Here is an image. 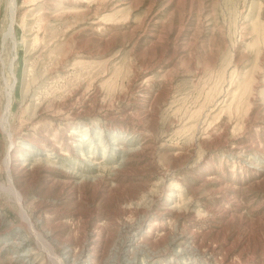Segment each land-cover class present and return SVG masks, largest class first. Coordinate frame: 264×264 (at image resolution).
Returning a JSON list of instances; mask_svg holds the SVG:
<instances>
[{"label":"rangeland","instance_id":"rangeland-1","mask_svg":"<svg viewBox=\"0 0 264 264\" xmlns=\"http://www.w3.org/2000/svg\"><path fill=\"white\" fill-rule=\"evenodd\" d=\"M9 1L0 264H264V0Z\"/></svg>","mask_w":264,"mask_h":264},{"label":"bare ground","instance_id":"bare-ground-1","mask_svg":"<svg viewBox=\"0 0 264 264\" xmlns=\"http://www.w3.org/2000/svg\"><path fill=\"white\" fill-rule=\"evenodd\" d=\"M16 1L17 0H10L9 1V4H8V9H9V16H8L9 27H8L6 33H4V36H3L4 40L11 39L13 42H15L14 41V37H13V26H14L15 16H16V13H17ZM15 78H16V75H15ZM14 84H15V82H10V83L7 84V87H6V90H5V97H7V104H6L5 108H4V111H3L4 113H3L2 117L0 118L1 129L6 134V136L8 138V141H10L11 145H13V142H15V141H13L14 140L13 134L10 132V126H9L8 119H9V114L11 113V104H12V98H13L12 95H13V91L15 89V85ZM72 133L74 134V132H72ZM54 146H53V148H58L57 145L55 147ZM58 150H60V149L58 148ZM10 152H11V150H10V148H8L7 151H6V155L7 156L5 158V161H3L2 170H5L6 174H7V181H8V186L7 187H8L9 192L14 196V198L17 199L18 203L21 204L20 193H19L18 189H16V187H14V185H12V175H11V170L9 168V166L11 165L10 162H11V157H12L10 155L11 154ZM0 186H1V184H0ZM20 214H22L24 222H26L29 225V228L38 237V240H42V238L40 236V233H38L36 231V229L33 227L34 225H33L32 221L26 215V211L24 212L23 210H21ZM42 244H43V246L45 248L46 247L48 248L47 250H48L49 257H51V259L54 262V264H64L62 261H60V258H58V256H56L51 251V248L49 246H46V244H44L43 242H42ZM19 245H21V243H18V246ZM27 253H29V254L26 255V257H28V258H26V264H37L36 261H33L31 259L32 258V254H35V253H32V252H27ZM43 264H44V261H43ZM72 264H76V261H73Z\"/></svg>","mask_w":264,"mask_h":264}]
</instances>
